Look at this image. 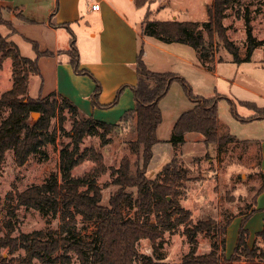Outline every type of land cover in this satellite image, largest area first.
<instances>
[{"label":"trees","instance_id":"16d2710c","mask_svg":"<svg viewBox=\"0 0 264 264\" xmlns=\"http://www.w3.org/2000/svg\"><path fill=\"white\" fill-rule=\"evenodd\" d=\"M153 0H134L137 7H142ZM233 0H212L206 8L207 20L197 21L177 19L159 21L150 20V10L146 9L141 23L143 35L153 37L161 42H178L190 45L198 53V61L202 67H207L212 61L209 49L212 46L213 36L221 43L232 56L235 63L251 60L253 50L260 41L254 39L247 18L245 19L247 46L244 57L239 54L237 46L225 34L222 20L226 17V10ZM0 24L11 27V23L1 18ZM202 26L207 32V43L200 30ZM69 47L67 50L57 51V54H66L68 63L75 74L86 75L94 82V88L89 95L92 107L110 108L114 106L120 93L125 87H130L134 105L121 114L114 123L96 120L90 115L81 112L78 107L67 98L57 100L38 95H28L27 80L30 75L38 74L37 59L41 56H53L52 51H39L34 46L36 56L28 58L21 56L16 46L0 33V66L7 57L11 59L12 84L9 89L0 95V106L9 109L8 115L0 122V166L7 150H12L14 162L22 165L27 158L37 153L41 147L54 142L56 130L47 132L51 117L58 114L62 129V110L66 108L72 116L71 129L68 132L70 146L60 149L58 157L59 177L51 175L42 184H33L15 194L5 195L7 202L5 232L0 234V264H69V251H73L80 264H134L138 255L137 243L148 239L151 243L162 236L163 231H171L181 223L188 222L184 234L189 243V250L183 256V264H264V249L250 247L247 244V231L241 227L238 231L232 254L224 256V240H221V250L218 253L214 248L207 253L197 254L196 236L200 232H224L231 219L219 223L212 218L200 219L191 223L190 211L178 204L179 190L171 185L174 177L186 174L172 157L163 165L161 172L154 178L147 177V169L152 158V147L159 142L157 127L162 121L159 107L160 100L167 94L173 82H179L192 107L182 112L172 126L169 142L172 145L183 144L184 134L196 132L202 135L205 146L215 145L223 147L227 143H240L244 148L255 145L260 162V146L256 140L238 139L234 135L224 132L218 134L217 102L222 98L219 94L204 97L192 92L187 81L173 72H156L147 68L140 46L135 59L136 82L133 85H122L112 101L101 104L98 100L101 86L96 78L85 68L80 67L79 54L75 45V35L71 30ZM213 50V49H212ZM210 53V54H209ZM230 111L236 119L242 122L264 119V108H258L252 103H243L251 107L254 114L241 117L235 112V104L228 100ZM40 114L37 121L31 122L30 114ZM132 128L133 138L126 144L133 158L123 156L116 168H111L112 183L116 190L108 197L107 203L101 202V190L95 182L99 173H104L106 166L103 156L93 148L79 152V144L86 135H98L102 142L112 131H121ZM94 162V168L81 176H73L71 171L80 164L85 157ZM257 162V165H258ZM163 173L162 178L160 177ZM261 186L254 195V204L257 196L264 191V173L260 172ZM85 187L84 190H81ZM19 206L29 207L45 214L59 215L60 226L56 236L44 238L40 231L20 232L13 236L16 209ZM136 207L147 215V219L140 221L125 217L123 208ZM254 207L250 214L256 211ZM248 214L249 216H251ZM76 215L83 220L94 224V238L81 239L75 232ZM244 215V221L249 216ZM153 217V221H150ZM264 239V226L256 233ZM7 255L4 256L2 250ZM22 251V254L20 253ZM243 258V260L241 259ZM140 264H161L152 256L145 255Z\"/></svg>","mask_w":264,"mask_h":264},{"label":"rangeland","instance_id":"374dc122","mask_svg":"<svg viewBox=\"0 0 264 264\" xmlns=\"http://www.w3.org/2000/svg\"><path fill=\"white\" fill-rule=\"evenodd\" d=\"M211 1L153 0L149 5L151 11L149 19L165 21L174 19V16L179 21L188 20L202 23L207 20L206 8ZM124 8L132 22H138L139 18L142 19L146 10L145 7L133 10H129V6H124ZM246 18L254 39L260 41L248 62L235 63L232 61L231 54L222 47L221 43L217 42L216 35L213 36L211 43L217 48L209 49L213 59L206 68L200 65L198 53L190 45L178 42H171L170 45L161 43V46H176L178 49L176 52L170 48L166 49L178 57L184 56L189 60L188 64L154 49L147 50L146 60L150 62L157 59L158 64L155 66L157 69L164 68L165 71L175 69L177 72L174 73L183 77L195 94L204 97H211L215 94L222 96L217 102L218 134L228 132L239 139L260 141L264 138V120L242 122L231 113L228 102L231 100L235 104V112L241 117L254 114L253 109L243 103H252L258 108H264V0H233L226 10V17L222 20L226 28L225 34L238 47L241 57H244L247 46ZM199 30L208 43L207 32L201 25ZM16 48L24 57L32 53L31 46H16ZM29 57L33 58V56ZM11 84V59L7 57L0 66V95L9 89ZM39 87V77L32 76L28 82V95L35 98ZM40 97L43 96L40 95ZM48 97L57 100L59 105V96ZM192 106L179 82H173L167 94L159 102L162 113V121L158 125L156 133L159 142L152 147V158L148 165L147 177L154 178L161 172L164 164L169 162L172 157H176L179 166L186 169L187 172L184 175H176L172 179L171 185L179 190L178 204L190 211L191 223L200 219L212 218L222 224L227 218L231 219L224 232L211 231L210 233L200 232L197 234V254L207 253L213 248L220 253L221 240L223 239L224 256L228 258L233 252L241 227L247 231L248 246L264 249V239L256 236V233L264 226V196H261L254 204V195L261 186L260 172L262 170L261 157L258 162L256 146L244 148L240 143L234 142L227 143L223 147L205 146L202 135L196 132L185 133L183 144L172 145L168 140L172 133L173 123L182 112ZM100 110L105 112L103 109ZM125 110L114 113L116 121ZM8 112L7 107L0 106V122L8 115ZM98 115L111 117V113ZM62 116V129L59 127L58 114L50 119L47 132L51 133L54 129L56 130L54 142L41 147L37 153L30 155L22 165H17L14 162L12 150L6 151L0 166V234L5 232L3 226L7 210L5 195L8 192L13 193L12 203L14 204L17 192L33 184H42L51 175L59 177V151L65 146H70L68 132L73 120L66 108H63ZM92 116L95 117L94 114ZM39 117V113L34 119L30 114L31 120L37 121ZM133 136L132 128L128 127L125 130L108 133L105 142H102L98 135H86L79 144V152L93 148L103 156L106 170L95 177V182L101 190L103 204L107 203L108 197L116 190V185L112 183L111 168H116L123 156L133 158L126 144ZM92 168H94V162L87 156L73 168L71 174L81 176ZM162 176L163 173L160 177L162 178ZM84 189L85 187L81 188V190ZM256 205L258 209L251 215L250 211ZM123 212L125 217L140 221L147 219V215L138 211L136 207H124ZM244 215L249 217L243 221L241 217ZM76 220L75 232L78 236L84 240H92L95 231L94 224L83 220L79 215H76ZM149 220L153 221V217H150ZM187 225L186 220L171 231H163L162 236L155 243H151L148 239L139 240L137 243L138 255L134 264H140L145 255L152 256L161 264H183L182 258L189 250V243L184 234V228ZM59 226L58 214H45L33 208L19 206L16 209L12 235H18L20 232L40 231L41 235L47 238L56 236ZM2 253L4 256H11L6 254L5 249L2 250ZM20 253L22 254L21 250ZM68 256L71 260L69 264H80L73 251H69ZM241 259L243 260L242 257ZM33 264L39 263L34 260Z\"/></svg>","mask_w":264,"mask_h":264},{"label":"crops","instance_id":"0c3cea01","mask_svg":"<svg viewBox=\"0 0 264 264\" xmlns=\"http://www.w3.org/2000/svg\"><path fill=\"white\" fill-rule=\"evenodd\" d=\"M151 3L142 7L147 9ZM94 4L98 7L94 8ZM124 6H129V10L140 8L135 5L134 0H0L1 18L11 23V27L0 24V33L15 46H31L32 53L29 56L33 58L36 56L33 44L39 51L54 52L53 56H41L37 59L39 72L29 76L27 86L31 77L37 76L40 79L38 93L40 91L43 97L55 93L70 100L84 114H94L96 118L92 117L96 120L114 123L116 111L133 107L132 91L130 87H125L119 95L117 105L103 109L105 112L100 110L102 108L92 107L89 95L94 82L86 75L75 74L66 54L56 53L68 49L69 30L75 35L80 67L87 69L100 83L98 100L101 104L112 101L122 85L135 84V59L140 46L143 48L142 59L152 71L177 72L175 69H157V59L148 62V49L162 51L189 63L184 56L178 57L166 49L176 52V46H161V43H172L143 35L141 23L145 13L138 22H132ZM173 18L175 19L174 16ZM29 56L26 57L32 58ZM97 113H111V117ZM262 120L264 119H256ZM249 140L259 142L261 172L264 173V138L260 141ZM261 196H264V191L257 196L256 203Z\"/></svg>","mask_w":264,"mask_h":264},{"label":"water","instance_id":"95a60500","mask_svg":"<svg viewBox=\"0 0 264 264\" xmlns=\"http://www.w3.org/2000/svg\"><path fill=\"white\" fill-rule=\"evenodd\" d=\"M31 116H32V118L34 119V118H36L37 113H36V112H32V113H31ZM31 122H34V120H31Z\"/></svg>","mask_w":264,"mask_h":264},{"label":"built area","instance_id":"2783aa9c","mask_svg":"<svg viewBox=\"0 0 264 264\" xmlns=\"http://www.w3.org/2000/svg\"><path fill=\"white\" fill-rule=\"evenodd\" d=\"M94 8H97L98 7V5L97 4H94V6H93Z\"/></svg>","mask_w":264,"mask_h":264}]
</instances>
